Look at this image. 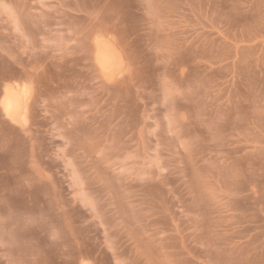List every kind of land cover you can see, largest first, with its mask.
Here are the masks:
<instances>
[{
	"label": "rangeland",
	"instance_id": "1",
	"mask_svg": "<svg viewBox=\"0 0 264 264\" xmlns=\"http://www.w3.org/2000/svg\"><path fill=\"white\" fill-rule=\"evenodd\" d=\"M7 85L0 264H264V0H0Z\"/></svg>",
	"mask_w": 264,
	"mask_h": 264
},
{
	"label": "bare ground",
	"instance_id": "2",
	"mask_svg": "<svg viewBox=\"0 0 264 264\" xmlns=\"http://www.w3.org/2000/svg\"><path fill=\"white\" fill-rule=\"evenodd\" d=\"M98 41H99V39H98ZM100 43H99V45H100ZM97 53H98L97 54L98 56L96 59V63L100 67V69L106 73V75L108 74V75L112 76L114 73H116L117 70L119 71V69H121V66H122L121 60L118 61L120 64H119V67L117 66V68H118L117 69L115 67V65H117V64L114 65L112 53L110 51H108V50L104 51L102 47H98ZM118 56H119V53L117 52V58L119 59L120 56L119 57ZM120 73L121 72H119V75H120ZM116 75L118 76V72ZM114 76H115V74H114ZM104 77H105V75H104ZM13 85H14V83H13ZM7 86H8V88L5 87L6 89L3 92L4 95L2 94L3 97H2V100H0L1 101V109L3 111L2 113L5 115V118L7 117L8 121H10L11 123H20V121H22L21 119L23 118V114L26 113V111H28V110L24 111L26 100L28 102V99L26 98L28 87L26 86V88L25 87L21 88V87H19L20 86L19 85L18 87L21 89H16L15 88L16 86L14 87L15 88L14 89V88H11L10 85H7ZM30 92H31V90H30ZM26 107H27V105H26ZM22 123L24 124V122H22Z\"/></svg>",
	"mask_w": 264,
	"mask_h": 264
}]
</instances>
